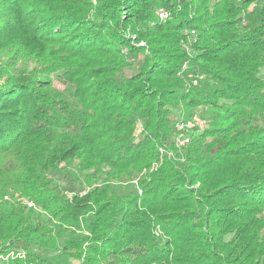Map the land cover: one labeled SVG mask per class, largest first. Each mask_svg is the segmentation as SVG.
<instances>
[{
  "label": "trees",
  "instance_id": "trees-1",
  "mask_svg": "<svg viewBox=\"0 0 264 264\" xmlns=\"http://www.w3.org/2000/svg\"><path fill=\"white\" fill-rule=\"evenodd\" d=\"M41 254L264 264V0H0V262Z\"/></svg>",
  "mask_w": 264,
  "mask_h": 264
},
{
  "label": "rangeland",
  "instance_id": "rangeland-1",
  "mask_svg": "<svg viewBox=\"0 0 264 264\" xmlns=\"http://www.w3.org/2000/svg\"><path fill=\"white\" fill-rule=\"evenodd\" d=\"M57 87L62 88V84L55 82ZM201 113V110H200ZM205 118L209 122V118L204 114ZM51 178L53 179L55 184L60 185L68 195H72L74 193H80L83 191V186L79 184V173L77 168L72 163H65V165L58 170L51 173ZM41 256H45L48 259H52L56 261L58 264H71L65 258L59 257L56 258L54 256H47L41 254ZM0 264H3L0 262Z\"/></svg>",
  "mask_w": 264,
  "mask_h": 264
},
{
  "label": "built area",
  "instance_id": "built-area-1",
  "mask_svg": "<svg viewBox=\"0 0 264 264\" xmlns=\"http://www.w3.org/2000/svg\"><path fill=\"white\" fill-rule=\"evenodd\" d=\"M168 14L166 11L161 10L158 14V17L161 21H164L167 18ZM194 31L191 30V34H193ZM193 83H195V80H193ZM200 108L196 112H194L192 115H190L187 118H183L176 124V128L178 130V138L177 142L178 144H186L188 143L190 139V133L195 130H200L207 126V120L202 116L200 113ZM30 205V204H29Z\"/></svg>",
  "mask_w": 264,
  "mask_h": 264
}]
</instances>
